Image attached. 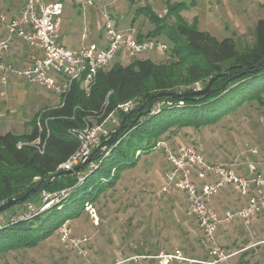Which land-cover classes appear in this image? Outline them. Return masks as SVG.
<instances>
[{"label": "trees", "instance_id": "trees-1", "mask_svg": "<svg viewBox=\"0 0 264 264\" xmlns=\"http://www.w3.org/2000/svg\"><path fill=\"white\" fill-rule=\"evenodd\" d=\"M182 3L168 5V14L176 18L174 25L160 24L161 20L147 11L146 16L155 27L146 33L137 31L138 39L164 36L169 44L166 60L133 58L127 66L116 62L109 69L97 70L87 89L83 87V78L74 80L60 96L59 105L38 111L29 121L28 130L0 134V203L24 194L31 187L35 191L27 201H34L43 191L55 192L74 186L78 172L86 170L84 166L77 172L44 181L46 176L59 171V164L78 149L79 140L73 130L101 122L125 101L134 100L138 107L153 94H179L178 97L154 96L147 107H142V115L136 121L133 120L138 111L129 116L118 112L119 124L115 129L121 124L124 128L116 141L94 158L101 160L99 166L59 203L31 218H7L0 227V256L36 246L64 222L79 216L86 202H94L100 194L113 188L121 172L136 166L140 154L153 151L155 142L166 132L183 127L198 129L217 123L246 103L264 104V64L252 72L264 59V17L255 23L252 44L241 47L231 37L218 39L198 29L196 20L186 23L179 14ZM141 12V8L135 9L131 23ZM206 87L207 91L196 93ZM157 104L159 111L154 112ZM39 115L41 130L36 122ZM38 137L40 144L44 143L41 153L36 146H17L19 141H33ZM112 169L113 175L106 177V171L111 173Z\"/></svg>", "mask_w": 264, "mask_h": 264}, {"label": "rangeland", "instance_id": "rangeland-1", "mask_svg": "<svg viewBox=\"0 0 264 264\" xmlns=\"http://www.w3.org/2000/svg\"><path fill=\"white\" fill-rule=\"evenodd\" d=\"M181 1L183 6L179 14L186 23L192 24L196 20L198 29L208 31L218 39L231 37L241 47L252 44L255 23L264 17V0H116L108 10L116 18L119 28L132 26L146 33L155 27L146 16L147 11L156 15L160 24L172 26L176 18L168 14V5ZM65 3V10L76 12L72 3ZM97 6L85 22L93 28L90 36L92 30L104 32L102 4ZM136 8H141L142 12L131 23ZM161 38L168 44L164 36ZM84 44L88 45V41ZM167 57V52L164 55L145 52L129 57L123 50L106 68L116 62L130 65L133 58L159 62ZM45 91L51 94L53 101L60 97L51 90ZM115 117L117 119V113ZM3 131L0 129V133ZM163 138L173 144L193 143L206 159L231 164L238 173L247 175L250 164L256 171L264 172V104L256 101L238 107L215 124L198 129H174L166 132ZM139 156L135 170L130 171L125 181L106 190L91 203L93 210H87L85 206L79 216L66 221L75 236L88 238L85 257L67 248L56 230L34 247L2 254L0 264H111L117 261L152 264L150 260L153 259L147 256L174 248H180L190 256H201V234L195 220L187 214L185 194L181 191L157 194L168 167L164 155L153 150ZM109 175L107 170L105 176ZM31 202L39 205L40 196ZM24 206L21 203L13 205L2 217L21 215ZM218 239L227 249L237 251L231 259L232 264H264V208L248 224L236 221L226 225Z\"/></svg>", "mask_w": 264, "mask_h": 264}, {"label": "built area", "instance_id": "built-area-1", "mask_svg": "<svg viewBox=\"0 0 264 264\" xmlns=\"http://www.w3.org/2000/svg\"><path fill=\"white\" fill-rule=\"evenodd\" d=\"M73 5L84 8L102 4L103 27L106 38L104 47H94L82 44L78 48L69 49L59 42V30L62 22V3L47 2L46 0H24L18 14L6 23V33L0 37V78L6 81L8 75L23 77L30 83L50 89L59 96L67 92L74 80L83 78V87L88 88L97 70L104 68L121 51L129 57L145 52L164 55L168 44L161 38L138 39L137 30L128 26L119 28L116 18L108 8L116 0H68ZM5 22V16L0 15V25ZM19 39L29 47L39 49L41 57L33 63L14 69L6 60L5 54L13 39ZM53 75L59 76L60 81ZM136 106L134 100L119 104L101 122L88 124L81 130H73L79 140L78 149L72 153L58 170H69L87 157L93 149L106 139L118 126L115 114L128 112ZM159 111V104L154 112ZM40 115L36 122L39 130ZM109 125H112L109 127ZM38 137L33 141H19L17 146L32 145L43 152L44 143L40 144ZM164 155L167 170L162 176V185L157 194H169L181 191L187 200V214L192 217L201 234V256H190L180 248L171 251H160L147 256L157 264H232L236 250L227 249L218 241V231L223 225L241 221L248 224L264 208V172L256 171L250 164L247 175L236 172L231 164L222 161L207 160L200 149L190 142L171 143L160 138L152 147ZM139 151H136V155ZM101 160L89 162L86 170L78 172L77 182L72 187L55 192H41L39 205L31 201L25 202L21 215L11 217V220L31 218L53 204L67 197L85 178L95 170ZM114 169L111 170L112 176ZM105 181L106 179H102ZM230 189L244 198V204L237 208H228L221 212L212 208L211 202L222 191ZM86 209H92L91 203H85ZM85 208V207H84ZM93 210V209H92ZM95 217V214H94ZM6 219L0 214V227ZM58 233L64 245L74 250L78 255H87L85 235L75 236L70 227L64 222Z\"/></svg>", "mask_w": 264, "mask_h": 264}, {"label": "crops", "instance_id": "crops-1", "mask_svg": "<svg viewBox=\"0 0 264 264\" xmlns=\"http://www.w3.org/2000/svg\"><path fill=\"white\" fill-rule=\"evenodd\" d=\"M46 1H58L62 3V22L59 30V42L63 46L69 49H75L84 44L86 40L88 41V45H92L96 48L104 47L106 45L105 33L96 31L93 32L92 30L90 36V30L92 26L89 25L88 27L85 24L87 15L97 9L98 4L93 6L95 7L94 9L92 7L83 9L72 4L75 10L77 9L76 12L73 13L70 9L68 10L66 8L65 10V2H68V0ZM23 3L24 0H0V15L5 16V22L0 25V37L5 35L6 23L18 14ZM80 17H83V19ZM41 55L42 54L39 49L29 47L21 40L15 38L10 42L9 49L5 54V60L14 69H21L33 63L37 58H40ZM53 77L55 80L60 81L59 76L53 75ZM45 89L50 90L39 86L36 83H30L23 77L15 75H8L5 82H2L0 78V129L3 128L4 130L0 134L6 133L8 131H15L19 133L26 131L29 129V121L38 111L44 108L58 106L60 103V97L57 98V101H53V97L51 94H48ZM139 160L140 156L138 162ZM136 166L122 171L115 186L119 182L125 181V177L131 173L130 171L135 170ZM115 186L113 188H115ZM244 201V198H240L235 194V192L231 191L230 189H226L222 191L217 197L213 198L211 206L216 211L221 212L228 208L240 207L244 204ZM225 226L226 225H223L219 229V238L222 228ZM150 261L152 264H157L154 260ZM152 261H154V263ZM111 264H125V261H117V263Z\"/></svg>", "mask_w": 264, "mask_h": 264}, {"label": "water", "instance_id": "water-1", "mask_svg": "<svg viewBox=\"0 0 264 264\" xmlns=\"http://www.w3.org/2000/svg\"><path fill=\"white\" fill-rule=\"evenodd\" d=\"M264 64V59H262L256 66L255 69L252 70V72H255L257 69H259L262 65ZM207 91V87L205 89L199 90L196 93H203ZM161 94H169L175 97H178L179 94H174V93H170V92H166V93H157V94H153L150 95L149 97L146 98V100L138 107H134L131 110H129L126 113V116H129L131 113H133L134 111H138L137 116L134 118L133 121H136L141 115H142V107H147L148 103L150 102V100L154 97V96H159ZM147 111V108L145 109V112ZM124 118L121 119V121H123ZM124 125L121 124V126L118 129H115L106 139H104L103 141H101L94 149L93 151L87 156L85 157L82 161H80L77 165L73 166L72 169L69 170H59L55 173H52L48 176H46L44 178V181L49 182L51 181L53 178L58 177L62 174H66V173H71V172H77L78 170H80L82 167L87 166L89 164V162L93 161L94 158L99 157L104 151L105 149L110 146L114 141H116L118 134L123 130ZM35 191V188L31 187L29 188L24 194L18 196V197H14L11 198L5 202L0 203V212L12 207L13 205H16L18 203H23L25 201H27L31 194Z\"/></svg>", "mask_w": 264, "mask_h": 264}]
</instances>
